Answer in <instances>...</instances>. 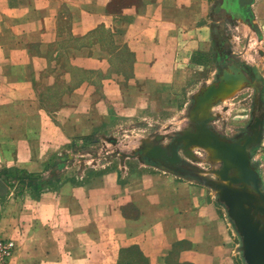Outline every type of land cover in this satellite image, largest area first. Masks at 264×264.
<instances>
[{"label": "crops", "instance_id": "obj_1", "mask_svg": "<svg viewBox=\"0 0 264 264\" xmlns=\"http://www.w3.org/2000/svg\"><path fill=\"white\" fill-rule=\"evenodd\" d=\"M262 10L255 0L259 43ZM208 14L206 0H0V176L44 173L85 143L116 91L132 114L178 97L214 49ZM252 74L233 94L257 89ZM204 175L183 158L169 167L127 156L38 196L6 186L0 238L17 243L10 264H235L227 207Z\"/></svg>", "mask_w": 264, "mask_h": 264}, {"label": "rangeland", "instance_id": "obj_2", "mask_svg": "<svg viewBox=\"0 0 264 264\" xmlns=\"http://www.w3.org/2000/svg\"><path fill=\"white\" fill-rule=\"evenodd\" d=\"M209 14L207 23L217 27V16L214 8L219 0H206ZM264 16V10L261 11ZM257 25V23H256ZM227 33L231 36L232 48H222L215 30V45L209 57H206L207 68L197 72L193 82L176 98L163 101L148 99L139 103L141 112L132 114L125 106L123 95L125 91L115 92L110 99L114 101V110L107 117V122L99 128L85 143L77 146L71 145L59 152L48 164L47 169L41 174H27L23 171L13 170L0 176L5 186L13 190L14 195H21L27 188H35L33 195L38 196L44 190H56L61 183L67 180L87 182L95 175L111 169H119L127 156H140L147 161H159L149 155L156 146L165 150L170 158V149H177L179 158L184 163L209 178L219 194L222 185L231 183L222 179L219 172L222 170V161L213 151L199 145H189L183 141L184 137L196 134L200 127H206L221 139H233L237 134H248L249 124L255 116L264 124V43H259V38L241 23H227ZM236 57L237 66L249 77L254 76L258 83L257 89L246 88L232 94L211 105H206L197 110L196 97L208 86L219 83L222 69H230L231 65L223 63L224 57ZM120 68V66H118ZM118 87H121L118 85ZM123 89V88H122ZM123 95H120V94ZM112 105V104H111ZM257 108V110L254 108ZM104 110L106 108H103ZM264 129V128H263ZM243 141V139H242ZM264 143L254 145L249 151L251 167L259 174L261 190L264 193ZM186 150V152H185ZM175 167L176 164H166ZM3 173V172H1ZM3 191H1L2 193ZM8 190L4 192L7 194ZM218 201L221 202L218 195ZM263 214L255 216L260 226L264 223ZM225 217L231 224V249L235 264H247L244 257L243 240L237 230L234 220L230 217L228 209Z\"/></svg>", "mask_w": 264, "mask_h": 264}, {"label": "water", "instance_id": "obj_3", "mask_svg": "<svg viewBox=\"0 0 264 264\" xmlns=\"http://www.w3.org/2000/svg\"><path fill=\"white\" fill-rule=\"evenodd\" d=\"M253 1V0H252ZM257 34L260 36L259 27L254 24ZM234 73H225L221 77L218 86L212 85L201 91L196 97L197 110L206 105H211L233 94L237 88L244 84H250V80L239 69H231ZM262 137L261 128L252 136L243 139L244 143H229L206 127H200L196 134L188 135L183 140L189 145H199L209 148L224 166L219 172L222 179L230 182V185H222L219 189L221 202L228 209L230 217L234 220L238 232L243 240L244 257L247 264H264V226L259 229L255 216L264 215V193L261 190L259 174L251 167L248 154L249 147L259 144ZM153 149L149 155L154 156ZM229 170H234L230 174ZM6 186L0 179V191Z\"/></svg>", "mask_w": 264, "mask_h": 264}, {"label": "flooded vegetation", "instance_id": "obj_4", "mask_svg": "<svg viewBox=\"0 0 264 264\" xmlns=\"http://www.w3.org/2000/svg\"><path fill=\"white\" fill-rule=\"evenodd\" d=\"M255 0H219L215 9H214V15L217 16V23L218 26L214 27L213 30L217 31L219 33V36L217 37L220 42V45L222 48H232L231 46L232 40L231 36L227 33L226 25L229 21V23H241L246 25L250 30L259 38V35L257 34L255 28H253V25L256 24L255 16L253 13V3ZM236 57L230 55H226L224 57L223 63L226 65H231L230 69L223 68L222 69V76L225 73H231V69L237 70L236 73H238L239 68L235 66L237 61L235 60ZM232 73H234L232 71ZM221 82V79H219V83ZM218 83V84H219ZM218 84H215V86H218ZM257 110L255 107L254 110ZM258 116H255L254 120L249 124L248 129L250 130L249 135H253L256 131H258L261 128V119L257 118ZM248 134H242L239 133L236 135L233 139L225 138L224 140L229 143H237L240 142L244 143L242 139ZM153 154L155 155V158H157L160 162L163 164H176V166L179 163L180 158L177 155V149L174 150L172 147L170 149V158L168 157V154L165 152V150L161 147L156 146L153 149ZM158 161V162H159ZM223 163V162H222ZM175 166V167H176ZM224 166V163L222 164V168ZM230 174H233L234 170H229ZM264 217V215H262ZM256 220V218H255ZM264 226V223H261L259 226V229H262Z\"/></svg>", "mask_w": 264, "mask_h": 264}, {"label": "built area", "instance_id": "obj_5", "mask_svg": "<svg viewBox=\"0 0 264 264\" xmlns=\"http://www.w3.org/2000/svg\"><path fill=\"white\" fill-rule=\"evenodd\" d=\"M17 249L13 238H0V264H10Z\"/></svg>", "mask_w": 264, "mask_h": 264}, {"label": "bare ground", "instance_id": "obj_6", "mask_svg": "<svg viewBox=\"0 0 264 264\" xmlns=\"http://www.w3.org/2000/svg\"><path fill=\"white\" fill-rule=\"evenodd\" d=\"M214 154H216L217 155V153L215 152Z\"/></svg>", "mask_w": 264, "mask_h": 264}]
</instances>
